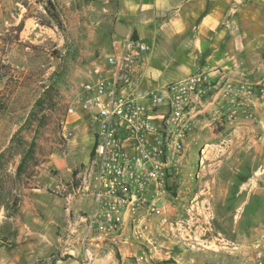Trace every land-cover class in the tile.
Masks as SVG:
<instances>
[{
	"label": "rangeland",
	"instance_id": "rangeland-1",
	"mask_svg": "<svg viewBox=\"0 0 264 264\" xmlns=\"http://www.w3.org/2000/svg\"><path fill=\"white\" fill-rule=\"evenodd\" d=\"M49 1L61 25L45 11L48 0H0V34L24 20L21 41L9 57L15 75L22 77V85L9 109L0 111V244H12L6 249L8 256L11 249L12 253L28 254V235L15 241L18 228L23 226L25 231V227L33 230L35 226L32 213L22 211L24 189H40L32 194L39 209L30 199L27 209H35L40 218L38 229L50 236L48 241L52 243L49 248L35 249L34 254L48 253L34 259V264L50 260L56 242L53 233L65 219L64 199L57 193V186L69 180V169L86 161L92 146L89 113L76 107L64 120L67 102L75 96L81 70L96 55L109 52L98 40L92 20L95 9H87L97 8L94 0ZM41 20L51 24L43 25ZM27 42L35 47L24 48ZM52 72L63 105L64 113L57 117L61 133L55 131V123L36 131L35 125L26 123L10 146L12 135L39 96L42 82L49 83L47 77ZM164 79L159 74L153 81L157 85ZM258 102L263 103L258 111L252 108L251 115L241 114L245 119L242 124L226 130L219 125L198 127V134L190 135V145L179 166L177 199L168 213L154 214L147 221L145 236L160 247L158 260L167 264H188L187 260L190 264H264L262 254L252 255L264 249V101ZM31 140L40 150L37 158L41 164L27 168L30 175L19 174L16 166ZM17 141L21 146L17 147ZM13 148L18 151L12 153ZM87 204L86 199L77 203L83 208ZM138 245L147 257L152 255L149 243ZM239 247L243 252H235Z\"/></svg>",
	"mask_w": 264,
	"mask_h": 264
},
{
	"label": "built area",
	"instance_id": "built-area-1",
	"mask_svg": "<svg viewBox=\"0 0 264 264\" xmlns=\"http://www.w3.org/2000/svg\"><path fill=\"white\" fill-rule=\"evenodd\" d=\"M150 47L128 33L117 49L96 55L78 75L63 119L76 107L87 111L93 142L86 161L57 186L66 218L56 228L50 258L56 264L66 258L78 264L137 263L146 253L133 247L144 243L160 256V247L145 236L147 221L168 213L177 199L179 166L194 122L213 115L231 123L237 108L248 116L254 98L264 101V78L236 84L223 73L214 80L202 70L160 89L144 88ZM83 199L88 206L77 207Z\"/></svg>",
	"mask_w": 264,
	"mask_h": 264
},
{
	"label": "crops",
	"instance_id": "crops-1",
	"mask_svg": "<svg viewBox=\"0 0 264 264\" xmlns=\"http://www.w3.org/2000/svg\"><path fill=\"white\" fill-rule=\"evenodd\" d=\"M94 2L97 8L88 6L87 9H95L96 15L92 20L99 34L98 40L104 48L109 51L117 49L123 40V37L114 32V25L117 22L126 27L127 34L135 31L137 37L148 42L152 40V43L149 42L151 47L145 57L146 64L143 68L141 85L144 88L160 89L168 79L176 80L201 70L209 72L214 80L223 73L236 84L242 79L252 81L264 78V0H94ZM159 74H163L165 79L155 85L153 78ZM258 101L257 98L253 99V108L256 111L260 108L259 105L263 104ZM237 109L238 119L232 124L221 122L218 118L215 120L213 115L209 120H196L192 132L187 137L186 149L190 145V135L195 137L198 134V127L219 125L223 127L222 130H226L236 124H242L245 119L242 118L241 109ZM89 139L93 142V133L89 135ZM88 156L89 152L87 158ZM39 190L24 189L23 198L26 200L22 211H26V214L32 213L35 226L33 230L25 227L28 231H24L23 226L18 228L15 241L18 242L24 234L28 235L27 256L12 253L13 249L12 255L8 256L6 249L12 244H0V264H34V259L47 255L48 251L45 254L33 253L35 249L45 245L49 248L52 240L48 241V237L49 239L51 237L38 229L39 215L35 213V209L34 212L27 209L29 205L26 202L30 199L36 205L32 194ZM53 235L56 237L55 233ZM56 242L53 243L52 252ZM133 249L135 251L141 248L134 246ZM238 251L243 252L240 247L235 248V252ZM256 252L264 257V249L253 251L252 255L254 253L256 256ZM155 256L153 253L151 255L153 259L145 256L144 260L141 259L137 263L121 264H167L162 260L158 262ZM186 263L190 264V260ZM39 264L56 263L48 258ZM60 264L78 263L66 258Z\"/></svg>",
	"mask_w": 264,
	"mask_h": 264
},
{
	"label": "trees",
	"instance_id": "trees-1",
	"mask_svg": "<svg viewBox=\"0 0 264 264\" xmlns=\"http://www.w3.org/2000/svg\"><path fill=\"white\" fill-rule=\"evenodd\" d=\"M48 6L45 7V11L47 12L50 19L56 22L57 25H61L60 20L56 12L52 9V4L48 0ZM24 20L21 19L16 25H12L9 27L7 31L3 34H0V111H4L9 109L12 104V100L14 96H16L17 90L22 85V77L19 75H15V68L12 66V63L9 60L10 51L13 49L15 45L20 43L19 32L23 27ZM43 25H50L51 22H45L44 20L40 21ZM132 37H137L135 31L131 33ZM35 46L30 43H25L24 48L29 50L33 49ZM28 53V52H26ZM44 72H42L41 76H43ZM54 72H52L47 78L50 79L49 83L42 82L41 84V92L39 96L34 100L33 108L29 110L24 123H22L19 128L14 132L11 137V145H14L16 133L23 127L28 125H35V131L43 126L52 123L57 125L56 132L62 131V124L57 119L58 114H63L62 103L59 100L57 86L55 84ZM43 80V79H42ZM56 117V118H55ZM57 119V120H55ZM17 147L21 146V141L16 142ZM15 148H13L12 153L17 152ZM39 148L34 140H31L25 149L24 153H22L20 161L16 166V172L19 174L27 173V168H35L41 164V160L37 158L39 153ZM3 153V152H0ZM27 175H30L27 173Z\"/></svg>",
	"mask_w": 264,
	"mask_h": 264
},
{
	"label": "water",
	"instance_id": "water-1",
	"mask_svg": "<svg viewBox=\"0 0 264 264\" xmlns=\"http://www.w3.org/2000/svg\"><path fill=\"white\" fill-rule=\"evenodd\" d=\"M114 32L121 36V37H125L127 35V29L124 25H122L120 22H117L115 25H114ZM95 110V109H93Z\"/></svg>",
	"mask_w": 264,
	"mask_h": 264
},
{
	"label": "clouds",
	"instance_id": "clouds-1",
	"mask_svg": "<svg viewBox=\"0 0 264 264\" xmlns=\"http://www.w3.org/2000/svg\"><path fill=\"white\" fill-rule=\"evenodd\" d=\"M177 30H179V29L177 28Z\"/></svg>",
	"mask_w": 264,
	"mask_h": 264
}]
</instances>
